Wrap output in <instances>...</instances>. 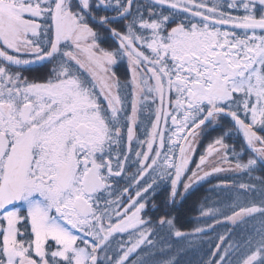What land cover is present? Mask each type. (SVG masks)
I'll return each mask as SVG.
<instances>
[{
    "label": "snow or ice",
    "instance_id": "snow-or-ice-1",
    "mask_svg": "<svg viewBox=\"0 0 264 264\" xmlns=\"http://www.w3.org/2000/svg\"><path fill=\"white\" fill-rule=\"evenodd\" d=\"M257 170L264 0H0V264H177L160 230L192 246L217 226L204 264H264ZM210 177L229 202L190 232L147 214Z\"/></svg>",
    "mask_w": 264,
    "mask_h": 264
},
{
    "label": "trees",
    "instance_id": "trees-1",
    "mask_svg": "<svg viewBox=\"0 0 264 264\" xmlns=\"http://www.w3.org/2000/svg\"><path fill=\"white\" fill-rule=\"evenodd\" d=\"M253 176H264V171L259 170V172H254ZM220 179L226 180H237L243 182L259 183L255 180H249L247 174H233L225 177H220ZM219 179L215 178L204 184H201L194 190L190 192L185 198L178 204L167 203V207L170 206L171 209L165 212L169 213L170 218H173L174 223L177 228L182 231L190 232L193 226L197 223H203L199 218V207L201 204L207 203L209 205L214 201H224L229 202V197L231 192L228 190L216 189L215 191H210L213 185L218 184ZM175 207V208H174ZM161 209V208H160ZM158 211V209H157ZM156 210L148 211L147 214L153 218V220L158 219L159 215ZM226 231L225 226H217L215 231H209L204 237L198 239L196 242L189 246V242L185 240H177L175 237H170L166 229L160 230L159 235L165 237L167 242L173 245L170 252L161 254L157 252L156 257L158 259L170 258V256H176L177 264H204V261L208 260L209 253L212 250L211 246L217 243L216 236L218 233H224ZM251 232V225H249L244 234ZM235 238H241V229L237 228L235 230Z\"/></svg>",
    "mask_w": 264,
    "mask_h": 264
},
{
    "label": "rangeland",
    "instance_id": "rangeland-1",
    "mask_svg": "<svg viewBox=\"0 0 264 264\" xmlns=\"http://www.w3.org/2000/svg\"><path fill=\"white\" fill-rule=\"evenodd\" d=\"M126 68H127V65H126ZM217 129H219V130H217ZM222 131H223V129H221L220 127H217V128H215V129H212L211 128V130L209 129L208 131H207V135H206V137H205V139H203L202 140V142H201V144H200V146L198 147V149H197V153H196V155H195V157H194V160L195 161H197L198 162V160H199V155L200 154H202L203 152H204V150H205V148H206V146H207V144L209 143V142H211L214 138H216V137H218V136H220L221 134H222ZM225 142L226 143H228L229 145H230V141H229V138L228 137H226L225 138ZM247 156H245L244 157V159H245V161L247 160ZM191 167H193V168H195V164H192L191 165ZM255 172H259V170H257V171H255ZM233 174H235V173H221V174H218V176H219V178L220 177H225V176H228V175H233ZM216 177H210V178H208V180L207 181H204V182H201L200 184H198V185H195L194 186V188L192 189V190H194L195 188H197L198 186H200L201 184H204L205 182H208V181H210V180H212V179H215ZM163 186V188H164V185H162ZM192 190H190V192L192 191ZM188 194H186V196H187ZM156 200H157V204H158V214L159 215H161V214H163L167 209V193L163 190V191H160V189H158V194H157V196H156ZM182 200L178 197L177 198V201H176V203L175 204H178V203H180ZM182 203V202H181ZM174 204V205H175ZM161 208V209H160ZM175 208V207H174ZM150 209H151V204H149V206H148V211H150ZM169 209H171V208H169ZM155 259H158L156 256H155Z\"/></svg>",
    "mask_w": 264,
    "mask_h": 264
},
{
    "label": "flooded vegetation",
    "instance_id": "flooded-vegetation-1",
    "mask_svg": "<svg viewBox=\"0 0 264 264\" xmlns=\"http://www.w3.org/2000/svg\"><path fill=\"white\" fill-rule=\"evenodd\" d=\"M100 14H109L110 15L111 13L101 12ZM113 26L120 27V24L117 23V24H114ZM111 44H112V41L110 39H108L107 42L103 46L108 47ZM114 71L117 73L118 76H120L121 78H124L127 74L126 61L119 62L118 65L114 67ZM25 74L26 75H40L41 73H25ZM225 125L227 126V122H225ZM210 130H211V128H210ZM217 130H219V129H217ZM229 141H230V146L235 145L237 147V150H239V146L242 142V137L233 135L231 138H229ZM163 189H164L163 186H161L160 191H163ZM157 194H158V191L154 197V202L157 205V208H152V206H151L150 211H152V210L157 211V209H158V204H157V200H156ZM168 208H170V206L167 207L166 209L169 210Z\"/></svg>",
    "mask_w": 264,
    "mask_h": 264
}]
</instances>
